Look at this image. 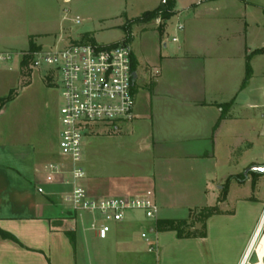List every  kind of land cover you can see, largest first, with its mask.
<instances>
[{
	"label": "rangeland",
	"instance_id": "rangeland-1",
	"mask_svg": "<svg viewBox=\"0 0 264 264\" xmlns=\"http://www.w3.org/2000/svg\"><path fill=\"white\" fill-rule=\"evenodd\" d=\"M176 1L179 10L197 5L194 9L200 13L199 17L185 15L178 19L175 16L168 22L161 17L149 21L140 19L144 13L156 9L160 0H0V50L13 54L10 61L0 63L5 69L4 94L7 88L15 90L8 122L13 124L14 116L21 113L28 123L36 114L38 122L33 124L44 136L45 143L53 144L58 153L61 92L52 80L45 79V73L51 68H31L30 63L27 72L20 68L22 58L30 57L31 39L42 50L80 42L85 35L101 45L127 39L136 60L135 91H140L142 86L148 91L151 75L163 74L161 68H192L190 76L206 85L207 100L228 103L236 97L232 113L241 118L240 133L245 132L247 142L240 143L239 123L231 122V133L224 129L216 138L215 159L203 163L180 158L189 155L186 153L175 155L179 143L195 141L179 138V123L171 124L168 129V125L162 126L157 119L137 118L126 124L97 126L85 139L87 175L83 185L89 193L95 197L123 196V192L136 188H150L155 192L158 206L175 208L178 217L190 209L216 207L218 199H225L220 207L227 210H234L232 205L240 196L264 200V175L250 174L246 178L245 171H241L230 179L227 196L223 191L226 178L235 171L238 161L246 160L248 164L264 154V52L252 54L264 48V0ZM76 18H80L79 24L75 23ZM179 21L184 26L182 31L176 28ZM174 37L178 42H173ZM248 55H251L253 74L241 90ZM166 76L167 80L173 77ZM250 103L259 107L255 110L245 107ZM259 132L263 133L260 138ZM229 143L236 146L232 163H228L227 157ZM149 179L150 187L144 184ZM228 195L229 205L225 207ZM198 212L195 211L194 220H189L186 234L202 231L201 223L197 222ZM137 214L143 219L141 213ZM242 221L238 217L231 223L230 235L234 232L238 235ZM156 223L146 222L138 231V240L147 250L141 234L149 233V238L155 241L157 235L150 233L149 224L156 228ZM111 226L114 229L117 224L111 223ZM231 247L226 249L229 261L236 255V247ZM205 252L210 258V251ZM145 255L149 264H159L155 253Z\"/></svg>",
	"mask_w": 264,
	"mask_h": 264
},
{
	"label": "crops",
	"instance_id": "crops-1",
	"mask_svg": "<svg viewBox=\"0 0 264 264\" xmlns=\"http://www.w3.org/2000/svg\"><path fill=\"white\" fill-rule=\"evenodd\" d=\"M175 5L173 17L177 16L179 19L188 15L196 19L200 15L195 12L197 9H194L197 5L182 10L177 7L176 0ZM178 24L182 23L179 21ZM163 31L161 35L165 33V29ZM0 53L3 51L0 50ZM177 58L180 59V56L178 55ZM21 62L20 68L25 73L28 67L23 69ZM193 71L188 67L169 66L161 68L163 74L157 76L152 74L151 88L147 91L142 86L140 91H135V120L157 119L162 126L168 125V129L171 128V124L179 123L181 125V129L178 130L179 138L182 140L191 138L195 141H192L193 143L190 140L182 141L181 145L179 143L174 150L177 152L175 155L186 153L189 155L180 158L205 163L215 159L216 138L224 129L231 131V122L239 123L237 135L242 137L240 143L241 140L247 142V136L244 131L240 133L241 118H237L232 113L236 97L232 99L234 104L230 112L231 117L222 120L216 127L221 116L219 105L227 103L207 100L206 85L190 76ZM4 72L5 69L0 67V99L8 97L12 91L15 92L14 88H7V94H4ZM166 75L173 77L167 80ZM51 78L52 73L49 70L45 73V79L49 82ZM14 102L15 95L7 104L0 103V230L14 236L19 244L0 236V264H149L145 255L149 252L138 240V231L147 221L139 214L131 216L122 224H117L116 228H112L107 239H100L89 229L88 215L73 216V212L61 205V193L66 188L62 185L46 184L43 175L37 172L48 163L61 160L59 146L56 153L53 144L45 143L44 136L33 124V121L38 122L36 114L33 115L35 118L31 116L32 119L28 122L30 124L21 113L14 116L13 124H9L7 114ZM245 107L255 110L259 106L250 103ZM262 116L264 117V114ZM28 127L31 133L28 132L30 130ZM233 134L236 135L235 132ZM262 135L263 133H258L259 138ZM165 136L166 134L163 137ZM227 149L228 163H232L236 146L229 143ZM259 159H252L248 164L246 160L238 161L234 167L235 171L228 174L225 183L253 165H264V154ZM150 181L151 179L144 184L150 187L152 184ZM40 186L45 189L46 194L38 192ZM148 189L136 188L132 192H123L122 195L141 194ZM219 201L220 199H218L220 207ZM228 205L229 195L224 203L225 207ZM232 207H235L234 210L220 207V214L207 220L204 238L180 239L173 231L157 233L155 241L158 250L155 254L159 258V264H209V262L240 264L262 219L264 200L240 196ZM159 208L160 219L163 220H186L192 211L190 209L184 216L178 217L175 208ZM238 217L243 219L241 230L237 233L239 236L235 235V232L230 235L231 223L234 224V220ZM245 218L247 221L244 220ZM68 233L75 235L74 244ZM219 244L223 245L219 246ZM231 246L236 247V255L229 261L230 256L226 249ZM222 247L225 249L220 250ZM205 250L210 251V258L205 256Z\"/></svg>",
	"mask_w": 264,
	"mask_h": 264
},
{
	"label": "built area",
	"instance_id": "built-area-1",
	"mask_svg": "<svg viewBox=\"0 0 264 264\" xmlns=\"http://www.w3.org/2000/svg\"><path fill=\"white\" fill-rule=\"evenodd\" d=\"M173 1L160 0V5L167 7ZM80 22V18L75 19L76 24ZM176 28L182 31L184 26L178 24ZM173 42H178V38L174 37ZM28 54L31 56V68H51L53 85L61 92L58 144L61 160L37 170L46 184L66 188L61 193V205L77 215H88L89 229L100 239H107L112 230L111 223L122 224L130 219L131 214L141 213L151 224L158 221L160 208L153 190L129 196L95 197L83 185L87 175L84 166L86 137L92 134L94 127L115 126L135 120L134 87L137 80L133 82V73L137 71L133 69V51L129 41L125 39L108 45L71 42ZM12 56L0 53V63L10 61ZM38 192L46 194L41 186ZM151 224L150 233L157 235ZM263 236L264 226L256 231L240 264H264V252L262 255L259 253ZM141 238L147 243L149 253L157 252V243L149 238V233L143 232Z\"/></svg>",
	"mask_w": 264,
	"mask_h": 264
},
{
	"label": "trees",
	"instance_id": "trees-1",
	"mask_svg": "<svg viewBox=\"0 0 264 264\" xmlns=\"http://www.w3.org/2000/svg\"><path fill=\"white\" fill-rule=\"evenodd\" d=\"M175 1L169 3V5L167 7H162L161 5H159L156 9H154L153 11H148L146 13H144L142 15V17L140 19H144L146 21H149L151 19H156L161 17L163 20L168 21L170 20L174 15H175ZM81 43H96V40L89 36V35H85L82 37ZM42 48L37 46L35 44V42L33 41V39L30 40V46H29V50L28 52H30L31 54L36 52V51H40ZM264 52V49H260V50H256L254 53L252 54H258V53H262ZM31 61V56L30 57H24L22 59L21 65L23 67V69L25 67L29 66V63ZM133 69L136 70V60L135 58H133ZM253 74V70L251 67V55L247 56V62H246V76L245 79L242 83L241 86V90L245 89L248 81L251 79ZM52 80V78L50 79V81ZM15 95V92L12 91L8 97L0 99V103L1 105H5L8 102H10L11 100H13ZM234 104V100H232L230 103L227 104H222L219 105V108H221V116L220 119L218 121V123L216 124V127L219 125V123L222 120H226L229 119L231 117L230 112L232 110ZM250 174L252 175H259L257 173L251 172ZM249 174V175H250ZM231 179V178H230ZM230 179H228V181L224 184L223 186V191H224V195L227 196L228 190H229V181ZM225 199H220L219 202L224 201ZM51 202H53V200H49ZM196 210H199L198 212V219L197 222L201 223L202 225V231L200 233H187L185 232L186 228H187V224L189 222L190 219H195L194 217V213ZM220 214V209L218 208V206L216 207H207V208H203V209H195L192 210L190 213V217L186 220H163L160 219L157 221L156 223V231L158 232H165V231H174L177 233L178 238H204L206 237V222L209 218H211L214 215ZM77 214L73 213V216H76ZM70 240L72 241V243H75V235L73 233H68ZM0 236H2L4 239H9L12 240L16 243L19 244V241L12 235L3 232L0 230Z\"/></svg>",
	"mask_w": 264,
	"mask_h": 264
},
{
	"label": "water",
	"instance_id": "water-1",
	"mask_svg": "<svg viewBox=\"0 0 264 264\" xmlns=\"http://www.w3.org/2000/svg\"><path fill=\"white\" fill-rule=\"evenodd\" d=\"M138 74L133 73V82L137 80ZM251 172L257 173L259 175H264V165H253L246 169L244 176L247 178Z\"/></svg>",
	"mask_w": 264,
	"mask_h": 264
},
{
	"label": "bare ground",
	"instance_id": "bare-ground-1",
	"mask_svg": "<svg viewBox=\"0 0 264 264\" xmlns=\"http://www.w3.org/2000/svg\"><path fill=\"white\" fill-rule=\"evenodd\" d=\"M263 226H264V212H263V216H262V219H261V221L259 223L257 231L259 232V230L261 228H263ZM263 252H264V236L262 237L260 245H259V253L262 255Z\"/></svg>",
	"mask_w": 264,
	"mask_h": 264
}]
</instances>
